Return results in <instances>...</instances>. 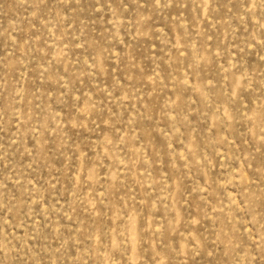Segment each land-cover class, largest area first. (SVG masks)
Masks as SVG:
<instances>
[{
  "label": "rangeland",
  "instance_id": "1",
  "mask_svg": "<svg viewBox=\"0 0 264 264\" xmlns=\"http://www.w3.org/2000/svg\"><path fill=\"white\" fill-rule=\"evenodd\" d=\"M0 264H264V0H0Z\"/></svg>",
  "mask_w": 264,
  "mask_h": 264
}]
</instances>
